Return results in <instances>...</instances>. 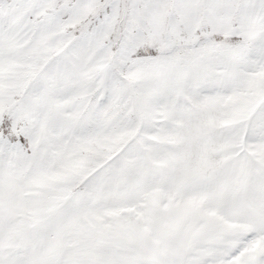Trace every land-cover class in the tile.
Returning a JSON list of instances; mask_svg holds the SVG:
<instances>
[{
	"label": "snow or ice",
	"instance_id": "obj_1",
	"mask_svg": "<svg viewBox=\"0 0 264 264\" xmlns=\"http://www.w3.org/2000/svg\"><path fill=\"white\" fill-rule=\"evenodd\" d=\"M0 264H264V0H0Z\"/></svg>",
	"mask_w": 264,
	"mask_h": 264
}]
</instances>
